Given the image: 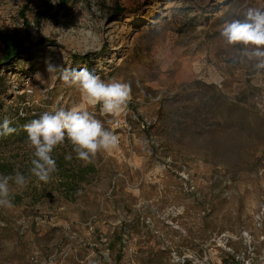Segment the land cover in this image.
<instances>
[{
    "label": "rangeland",
    "instance_id": "rangeland-1",
    "mask_svg": "<svg viewBox=\"0 0 264 264\" xmlns=\"http://www.w3.org/2000/svg\"><path fill=\"white\" fill-rule=\"evenodd\" d=\"M50 7L54 16L36 26L44 0H0V31L23 37V15L35 47L32 61L1 72L0 115L25 107L37 119L81 103L47 69L79 70L83 57L103 80L129 83L131 100L119 117L89 108L118 136L115 149L91 163L67 141L54 150L65 171L95 169L84 182L58 169L40 182L28 141L0 147V175L29 177L25 188L10 182L13 207L0 208V264H264V73L220 36L264 0ZM121 229L119 252L110 245Z\"/></svg>",
    "mask_w": 264,
    "mask_h": 264
},
{
    "label": "clouds",
    "instance_id": "clouds-1",
    "mask_svg": "<svg viewBox=\"0 0 264 264\" xmlns=\"http://www.w3.org/2000/svg\"><path fill=\"white\" fill-rule=\"evenodd\" d=\"M93 11H96L94 4ZM220 36L227 45L240 46L242 62L249 63L256 73H264V10L248 8L242 18L225 21ZM47 70L50 73L59 71L65 84L77 88L81 103L68 109L57 107L44 112L24 125L27 141L33 149L30 176L44 183H48L57 171L54 150L66 141L72 145L76 158L85 163H91L99 153L118 146V136L105 128L89 108L99 105L102 115L119 117L126 113L132 93L129 83L116 79L105 81L87 68L76 70L49 64ZM11 123L8 118L3 119L0 136L16 131ZM10 182L25 188L29 177L20 172L14 176L0 175V208L13 207Z\"/></svg>",
    "mask_w": 264,
    "mask_h": 264
},
{
    "label": "trees",
    "instance_id": "trees-1",
    "mask_svg": "<svg viewBox=\"0 0 264 264\" xmlns=\"http://www.w3.org/2000/svg\"><path fill=\"white\" fill-rule=\"evenodd\" d=\"M45 1V7L46 10L42 12H37L35 14V21L34 24L36 26L39 25L41 20L44 19H49L52 18L54 15H51L52 8L50 7V3L55 1L58 6H61V4L65 3L66 0H44ZM22 26L24 27V35L21 37L17 33H9V32H2L0 31V44L2 45V54L0 57V74L1 72H7L9 68L14 67L16 68L17 65L22 63L23 61H32L35 57V53L32 51L33 45L31 43L30 35L28 32L29 28V23L27 19L22 15ZM76 61V60H74ZM79 62H84L83 68H87L90 71L89 67V57H83V59ZM86 66V67H85ZM18 74H22V71L17 72ZM18 107L17 110H14V114L12 115L13 117L10 118L9 120L12 121L11 127L15 128L16 131L10 135L6 136H0V147L7 146L9 141L12 140V137H17L19 138V141L21 142H26L27 141V133L24 131L19 134L20 128L31 122L35 117L31 116L29 114L28 109L25 107L19 109ZM19 110L22 112L19 113ZM24 111V112H23ZM8 113V112H7ZM11 111H9L8 115H11ZM25 113V114H23ZM0 115V123L3 117ZM4 145V146H3ZM54 159L56 160L57 163V169L60 170V174L63 175L64 178L72 179V180H77L78 182H84L85 178L88 174L96 173L95 169L92 166L89 167H81L77 166L76 168H73L71 170V173L68 171H65L64 166H65V160L62 159L61 157H57L56 155L54 156ZM0 168H3V171H6L7 167H3L0 165ZM67 173V174H66ZM70 174V176H68ZM123 234V229H121L117 235V239L113 241V244H111V248L114 250H119V252L122 249V243H121V235Z\"/></svg>",
    "mask_w": 264,
    "mask_h": 264
}]
</instances>
